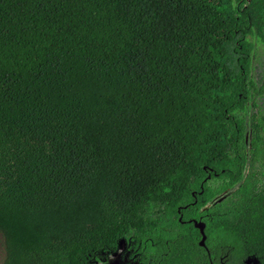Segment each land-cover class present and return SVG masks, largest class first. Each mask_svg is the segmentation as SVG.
<instances>
[{"label": "trees", "instance_id": "16d2710c", "mask_svg": "<svg viewBox=\"0 0 264 264\" xmlns=\"http://www.w3.org/2000/svg\"><path fill=\"white\" fill-rule=\"evenodd\" d=\"M258 48L264 0H0V264H264Z\"/></svg>", "mask_w": 264, "mask_h": 264}, {"label": "rangeland", "instance_id": "374dc122", "mask_svg": "<svg viewBox=\"0 0 264 264\" xmlns=\"http://www.w3.org/2000/svg\"><path fill=\"white\" fill-rule=\"evenodd\" d=\"M254 71L253 79L255 87L258 89L262 85L264 87V68H263V57L261 49H257V54L255 61L253 62ZM262 99L257 98L256 102L258 105H261ZM256 109L251 108V112H255ZM132 241L122 239L119 241V244L114 249L102 250L96 253L91 261V264H138L137 256L134 254L132 247L130 245ZM4 257V247H3V237L0 234V262ZM244 264H258L256 257H248Z\"/></svg>", "mask_w": 264, "mask_h": 264}, {"label": "flooded vegetation", "instance_id": "af4514ba", "mask_svg": "<svg viewBox=\"0 0 264 264\" xmlns=\"http://www.w3.org/2000/svg\"><path fill=\"white\" fill-rule=\"evenodd\" d=\"M128 241H130V239H128ZM132 241V240H131ZM133 242V241H132ZM132 250L134 251V254L137 256L138 259V264H145L146 261L149 263L150 262V255H151V251L146 250V247H141L140 245H135L134 243H130ZM116 248V247H115ZM114 249V248H113ZM109 250V249H108ZM256 257L254 255H249L243 258L242 263L244 264V262L246 261V259L248 257ZM257 259V257H256ZM258 260V259H257ZM220 264H224L221 260H220Z\"/></svg>", "mask_w": 264, "mask_h": 264}, {"label": "water", "instance_id": "95a60500", "mask_svg": "<svg viewBox=\"0 0 264 264\" xmlns=\"http://www.w3.org/2000/svg\"><path fill=\"white\" fill-rule=\"evenodd\" d=\"M194 222V226L197 227L200 231V234H201V239L199 240V244L201 246H205V239H206V235H205V232H204V223L202 221H198V220H193Z\"/></svg>", "mask_w": 264, "mask_h": 264}]
</instances>
